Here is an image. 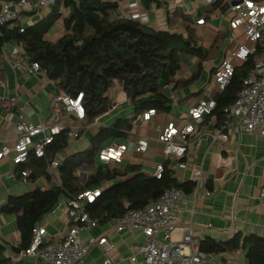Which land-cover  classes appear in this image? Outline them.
Returning a JSON list of instances; mask_svg holds the SVG:
<instances>
[{
  "label": "trees",
  "instance_id": "trees-1",
  "mask_svg": "<svg viewBox=\"0 0 264 264\" xmlns=\"http://www.w3.org/2000/svg\"><path fill=\"white\" fill-rule=\"evenodd\" d=\"M123 1L57 0L46 17L25 26L24 32L12 29L8 24H0V69L5 59V46L14 43L23 49V53L16 54V60L38 62L58 90L71 97L83 93L86 115L78 138L98 117L112 109L115 87L126 95L134 109L132 117L119 118L102 128L83 152L64 158L58 170L59 184L51 183L48 188L36 187L21 196L9 198L0 210L16 217L20 231L16 252L28 247L34 226L63 198L68 200L100 187L101 195L87 205V210L100 223H106L124 215L129 209L157 200L165 189L177 188L189 193L195 187V181L178 182L167 165L161 178L145 175L137 164H129L124 169L100 164L85 181L77 176L82 167L95 166L98 154L104 148V140L127 138L135 120L143 112L149 109L159 113L171 111L172 98L167 89L173 92L195 82L203 71L204 63L215 59L224 43L226 33L219 31L213 35L210 47L206 49L203 45L206 30L202 25L216 12L226 14L230 2L236 0H214L200 9L197 15L182 6L171 11L165 0H141L145 9L153 6L165 8V29L123 15ZM198 18H202L204 23H197ZM60 20L63 23L61 36L56 40L48 39V33ZM258 43L248 59L236 65L230 84L216 100L217 106L210 115H215L221 123L225 117L224 108L235 101L243 79L254 69L256 59L263 52ZM194 57L198 60L196 70L189 78H182L183 65H188ZM68 144L67 133L62 132L47 146L46 158H38L31 153L28 161L20 164L18 169L30 170L28 179L31 182L41 176L49 181L46 160L52 159ZM244 246L249 248L250 264H264L263 237L237 234L228 241L207 237L199 242L200 250L205 254ZM5 252L6 246L0 243V264L9 261Z\"/></svg>",
  "mask_w": 264,
  "mask_h": 264
},
{
  "label": "crops",
  "instance_id": "crops-1",
  "mask_svg": "<svg viewBox=\"0 0 264 264\" xmlns=\"http://www.w3.org/2000/svg\"><path fill=\"white\" fill-rule=\"evenodd\" d=\"M129 1L126 0V6ZM168 8L173 11L179 6L180 0H165ZM173 1L174 3H172ZM196 0H183L180 5L189 13H197L204 8L206 4H196ZM140 9L146 11L150 16V25L157 28H167L166 11L164 7L153 6L145 9L141 0L138 1ZM166 6V7H167ZM52 7H45L39 10L26 13L22 19L24 26H29L46 17ZM122 12V11H121ZM123 13V12H122ZM232 13L226 14L216 12L211 18L202 25L206 32L204 34V47L209 49L213 35L222 31L226 33L224 43L222 44L215 59L204 63L203 71L200 77L190 86L170 92L172 98V107L169 113L156 112L150 120H139L134 122V127L127 138H118L120 143H134L138 138L147 137L149 146L145 152H136L132 147L123 155L119 163H110L109 167H120L124 169L129 164L140 165L141 172L147 176H153V172L158 163L167 165L173 170V174L178 182L194 181L193 171L195 168H201L203 179L199 187L200 191H209L210 196L199 200L195 205L194 213L184 210L180 214L177 223V229L173 233V238L180 242L183 236L181 227L190 222L194 238L199 242L207 237L217 241H228L235 235L240 234L243 237L257 235L264 238V199L260 197V189L264 182V136L254 133H248L239 130L236 122L231 129L227 130L228 139L214 140L213 133L221 127L223 122H219L215 115L206 116L201 124L200 132L197 135L188 137V149L182 159L174 156L166 158L163 153V144L158 140V131L156 126L165 121L177 120L180 125L190 121L188 109L200 98H213L217 100L222 89L216 87L214 77L217 73L221 61L228 57L236 48L239 42L244 41V35L241 31H232L229 27V18ZM221 20L220 26L215 27V21ZM212 23V24H211ZM219 23V22H218ZM54 29L53 37H58L63 32V23L58 21ZM53 29V27H52ZM51 29V30H52ZM50 30V31H51ZM51 32L48 33L49 37ZM61 36V35H60ZM59 36V37H60ZM58 37V38H59ZM209 39H206V38ZM54 40V39H52ZM56 40V39H55ZM262 46L263 52L256 59L253 71L264 74V36L258 41ZM14 43H8L5 48V59L0 69V95L6 97H15L11 108L5 110L0 107V148L4 143H13L16 141L17 122L19 115L30 122H40L46 119L52 111V100L60 90L56 87L54 81L49 79L44 71H30L31 61L16 60V54L13 53ZM257 48L255 46L254 51ZM198 66L196 57L192 58L188 65H183L180 72L182 78H189ZM114 106L108 112L96 119L88 126L85 134L88 138L69 139L66 148L60 150V154L66 158L75 153L83 152L89 145L92 138L104 127L110 126L119 118L133 116L132 104L126 109L121 106L129 103L126 95L119 89L112 92ZM67 121L72 126L76 124L80 129L84 126L82 120L76 119L73 113L68 114ZM78 139V138H77ZM117 139L112 140L113 142ZM111 142V144L113 143ZM119 143V144H120ZM110 145V144H108ZM77 151V148H81ZM105 147V146H104ZM184 161L187 164L185 169L178 167L179 162ZM89 167H82L77 176L85 181L89 173ZM19 166L12 164L10 159L0 160V209L4 207L11 196H21L36 187L48 188L51 183L59 184L58 171L50 176V180L39 177L35 182L27 181L21 177ZM16 171L15 177L10 174ZM25 170V169H23ZM47 170V168H46ZM59 170V169H58ZM48 173V172H47ZM66 199H61L54 208L46 214L38 223L47 227L53 237L60 238L68 228L75 223L69 216ZM115 220H110L89 231H82L94 235L107 233L108 237L114 243L115 248L111 252V257L122 264H131L128 260L130 247L134 242L144 240L141 230L132 232H116L111 228ZM163 236L162 233L159 234ZM0 243L6 246L5 255L9 257L6 264H49L39 257L23 256L16 252L15 247L20 243V231L16 224V217L13 214L0 210ZM248 247H241L236 250H226L220 253L207 254L211 264H250L248 258ZM22 251V250H21ZM104 254L99 245H95L78 264H102ZM167 264H180L172 262Z\"/></svg>",
  "mask_w": 264,
  "mask_h": 264
},
{
  "label": "built area",
  "instance_id": "built-area-1",
  "mask_svg": "<svg viewBox=\"0 0 264 264\" xmlns=\"http://www.w3.org/2000/svg\"><path fill=\"white\" fill-rule=\"evenodd\" d=\"M121 3L123 15L150 24V16L140 9L139 0L129 1L125 6ZM214 0H196V4H210ZM229 11V27L232 31H241L244 41L239 42L232 53L224 58L218 66L214 77L216 87L224 89L230 84L238 63L244 62L253 53L256 44L264 36V0H238ZM57 0H0V24H8L10 28L24 32L25 26L22 19L26 13L41 8L53 7ZM184 4L180 0L175 6ZM194 15H197L195 11ZM197 23L203 24L202 18ZM162 29V28H160ZM13 53H23L20 45H14ZM30 71H43L38 62H31ZM83 93L71 97L63 91L52 100L50 115L40 122H30L19 115L17 122L18 136L13 143H4L0 148V160L10 159L12 164L19 166L26 163L31 153L38 158H46V148L52 144L56 136L66 132L69 139L79 137V128L73 127L67 121V115L73 113L78 120H83L86 115L82 102ZM15 97L9 98L0 95V107L5 110L11 108ZM217 102L213 98H200L188 109L190 121L180 125L177 120L165 121L156 126L158 140L163 144V153L166 158L171 156L182 159L188 149V137L200 132L204 118L214 111ZM225 117L223 124L213 133L214 140L228 139L227 130L231 129L236 122L238 129L248 133L264 136V74L253 71L242 81L241 89L235 101L224 108ZM156 114L154 109L143 112L135 122L150 120ZM149 146L147 137L138 138L134 143L123 142L110 144L101 149L98 159L101 163H119L123 155L130 147L136 152H145ZM64 157L57 152L52 159L46 160L47 172L50 176L58 171ZM178 167L185 169L187 164L179 162ZM165 169L163 163H158L153 176L161 178ZM24 181L30 174V170L20 171ZM14 170L10 176L15 177ZM195 187L187 193L182 189H165L161 196L139 208L129 209L124 215L115 218L112 230L116 232H132L141 230L144 240L134 242L130 247L128 260L131 264H167L179 262L180 264H211L207 254L202 252L199 241L194 238L190 222L183 225V236L180 242L173 238L174 231L178 228L177 223L180 214L184 210L194 213L195 205L199 200L210 196L209 191H200L199 187L203 179L201 168L193 171ZM101 188H93L79 193L76 197L66 200L69 216L75 221L67 232L60 238L53 237L47 227L36 224L32 231V239L27 248L20 251V255L41 258L49 264H78L95 245H99L104 254L102 264H122L111 257L115 245L107 233L94 235L82 231H89L99 225V220L93 218L87 210V205L93 203L101 195ZM260 197L264 199V182L260 189ZM163 236L160 237L159 234Z\"/></svg>",
  "mask_w": 264,
  "mask_h": 264
},
{
  "label": "rangeland",
  "instance_id": "rangeland-1",
  "mask_svg": "<svg viewBox=\"0 0 264 264\" xmlns=\"http://www.w3.org/2000/svg\"><path fill=\"white\" fill-rule=\"evenodd\" d=\"M171 2L174 3L173 1H171ZM218 22H219V23H218ZM211 24H212V23H211ZM220 24H221V20H218V21H215L214 26L217 27V26H220ZM55 26H57V24H55ZM55 26H54L53 29L50 31V32H51V33H50L51 36H50L49 38H50L51 40H52V39L55 40V39H57V38L61 35V34H59L58 37H55V38L53 37V34H54V31H53V30L56 29ZM57 27H58V26H57ZM206 39H209V38L207 37ZM117 88H118V87H115L114 89H117ZM114 89H113V91H114ZM113 91H112V92H113ZM129 105H130V103H127V104H125L124 106H121L120 110H121L122 108H123V109H126V107H129ZM73 127H78V126H77L76 124H74ZM82 138H83V139H84V138L86 139V138H88V135L84 133V134L82 135ZM78 141H79V138L76 139L75 142H78ZM121 141H122V140L117 139L116 141L113 142V141L110 139V140H104L102 144H103L104 146H107L108 144H111V142H113L112 144H119ZM76 150L79 152V151L82 150V147H81V148H77ZM100 164H101V162H100L99 159L97 158V160H96V164H95V167H89V168H88V171H89V172L96 171L97 167H98Z\"/></svg>",
  "mask_w": 264,
  "mask_h": 264
},
{
  "label": "water",
  "instance_id": "water-1",
  "mask_svg": "<svg viewBox=\"0 0 264 264\" xmlns=\"http://www.w3.org/2000/svg\"><path fill=\"white\" fill-rule=\"evenodd\" d=\"M239 1L238 0H236V1H232V5H235V4H237Z\"/></svg>",
  "mask_w": 264,
  "mask_h": 264
}]
</instances>
